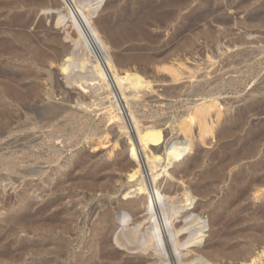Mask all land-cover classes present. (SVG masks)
Here are the masks:
<instances>
[{"label":"bare ground","instance_id":"obj_1","mask_svg":"<svg viewBox=\"0 0 264 264\" xmlns=\"http://www.w3.org/2000/svg\"><path fill=\"white\" fill-rule=\"evenodd\" d=\"M60 1L62 0H0V137L11 135L14 132L37 131V135L38 131L41 132L39 133L41 136H37V140H31V136L29 135L20 140H30L27 143L38 150L37 153H32L29 159L28 156H15L0 160V170L12 173H20L19 171L22 170H20L21 167L34 165L33 167L36 169H29L28 171L26 169L25 172L26 174L29 173L34 177H38L34 185L37 190L34 193H39L38 197L40 196L42 200L35 202L27 196L26 191L23 192L19 197L18 204L10 210L11 215L4 220V223L9 227L10 235H14L19 230L29 236L33 235L36 238L34 246L32 248L23 246L20 250V255H25L26 252L28 253L32 249L34 255L37 257V260L34 262L35 264H150V260L145 257L138 256L131 258L130 256H125L124 253L116 250L113 241H117L118 245L122 247L130 250L133 249V251L141 248L146 249L148 247L146 243L151 241V233L157 230L160 225H158L159 222L157 223L156 220L153 224L151 223V227L148 230H145L142 228L143 224L149 222L148 220L151 222V219L154 217L157 218L160 211L164 209H161V197L163 195L177 196V193L181 191V188L175 182L173 183L172 180L184 183L183 180H185V177H189L196 182L189 190L186 188L183 190L184 198L183 200L181 198L183 205L186 203L185 206L191 207L183 220L187 221V217L194 218L192 219V225L194 224L193 226L196 225V227L191 228V231L188 229L190 232L186 235L184 234L185 236L181 235L177 245L183 246L190 242L200 243L202 241L205 231L204 222L206 221H204L201 215L195 218L194 216L199 215L195 213L206 212L211 219L213 229V232H210L211 234L208 233V235L210 234L209 239L206 240L208 246L206 244L204 248H202L203 246L195 248L193 252L196 255L192 257V262L188 260L190 261L189 263L209 264L213 262L217 264L222 258L228 257V259L242 261V264H257L258 257L256 260V257L253 256L256 252L254 251L255 253L252 254V251L255 249L252 247L255 245L251 244L257 240L255 236L251 239L250 244L252 247H249L253 250L247 248L248 246H243L244 248L240 247L241 249H238L237 246V249L230 247L229 249L231 250L226 251L228 248L223 249L222 246L224 243L220 241V233H222V227L226 223L224 225L226 229L224 230H228L230 234L226 231L227 234L233 239H237L247 235L245 232H251L250 235L256 232L259 233L264 223V203L256 208L248 206L242 207V203L247 200V196H253L255 200L263 199L264 197V153H262V149L264 148V119L261 120L260 118L264 116V76L262 78L260 77L261 79L257 82L258 84L254 83V85H257L252 88L253 91H250L251 94L246 98L243 97V100L239 102L242 105H239L235 118L227 117L226 115V117L224 116L225 118H221L223 115L221 111L223 110L220 109L221 106L218 105L217 102L219 100L216 96L217 93H220L222 97L221 93L226 89L239 93L246 87L250 79L256 81L255 79L264 70V40L248 43L243 37L236 38V36V39L232 40L229 44V50H234V52L230 54L228 52L229 56H227L226 63L224 65L222 64V67L219 66V69L214 73H207V76L196 77L194 74L189 75L191 77L187 76V79L189 78L190 82L182 83L181 85L178 84L185 80V75L180 68H176L177 65L167 66L166 59L161 60L159 59L160 56H155L157 54L152 55L147 53L149 50H146L147 52L145 53L141 48L138 51L136 49L132 51V49L127 48L125 54L115 56V66L112 65L114 62L112 64L110 62L109 64L113 68L115 67L116 70H113V72H116V90H114L115 81L112 84L114 77L110 79V70H108L105 64V53L98 42L99 40L102 43V40L95 30L93 34L88 31V27L86 28L84 24L85 21L83 22L80 16V13H84V10L89 9V7L101 6L102 0H75V5L72 3V0H63L61 3ZM182 1L129 0V5L122 9L117 17L115 15L101 20V24L105 34L115 47L121 48L126 43L143 39L154 43L155 41L152 39L154 37L149 36L150 33L147 32V27H150L152 25L151 23H158L159 26L164 28L177 17L176 10L180 9ZM71 3L75 6L74 9H76L77 15L89 33L90 49L80 42L81 36L84 35L81 29L82 27L80 26L81 24H78V27L75 23L73 25L77 27L75 29L76 31L73 30L80 36L79 38L77 35L79 41H75L74 46L64 44L61 39L62 36L60 37L58 34H48L46 31V34L43 36L40 32L37 33L39 34L38 36L36 34L30 35L34 31H29L30 33L26 32L29 27L35 26L33 25L36 23L34 22L35 16H38L41 11L49 9L52 5L62 6V9L67 10L70 15H74L70 8ZM18 10H25V12H18ZM209 13L211 14L208 10L194 11L192 12L194 15L192 21H202L206 18V14ZM60 15L59 17H61ZM90 15L91 12L88 16ZM254 17L260 19L262 16L261 14H255ZM62 20L63 17L58 20V23H61ZM225 20L220 18L218 22L222 23ZM40 24L38 25L39 30L43 28L42 23ZM251 24H253V21ZM246 25L249 26L248 24ZM260 27L264 32V23ZM49 29L52 28L49 27ZM35 30L38 31L37 29ZM49 31L51 32V30ZM68 33L66 34L68 35ZM182 34L183 30H180L177 35L182 36ZM262 37L264 35L261 36V39ZM72 42L74 43V41ZM260 44L263 46H260ZM180 45V51L184 52L192 47V42L187 39V41ZM143 46L146 47L145 44ZM174 49L173 47V51ZM235 49L238 51H235ZM172 59L174 60V58ZM90 61H92V65L88 67L87 64ZM189 61L191 62L192 60ZM189 61L187 62L189 63ZM53 65L60 66L63 73L69 72L68 75H65V79L68 80V83H74V86L77 85L86 90L89 88V85L91 87L92 83L97 82L96 85L93 84V87H91L93 91H90L91 97L88 96L91 99H94L95 97L93 96L95 95L101 96L102 91L106 97L103 99L95 98L94 101L90 100L88 102V98L84 96L75 98L66 90L62 94L60 92L59 95H55V90H44L43 88H47V86L54 83V80H56L54 78L57 77V73L53 78L51 72H47V74H42V72H46V68L49 66L52 67ZM110 68L112 70V67ZM76 69L80 71L77 70L76 72ZM154 69L165 71L164 73H168V76L170 75L169 83L172 85L171 87H169L170 85H164L165 90L162 91L166 97L177 100L182 99V97L197 100L195 105L176 121L177 129L182 134L183 139L171 143H165L164 141V145L161 143L164 138L167 141L166 135H168L165 134L164 128L168 126L169 121L163 122L156 118L153 121H147V118L138 115L140 102H135V99H138L141 93H146L142 89L147 91L152 88L151 85L153 82L150 81L148 76ZM189 69L188 71H190ZM191 70L190 73H193L194 70ZM185 71L188 73L186 67ZM262 74L264 75V73ZM196 75L199 76V74ZM44 78H46L44 82L47 85L42 87L41 81ZM199 78H202V80L199 81ZM195 79H198V82H194ZM162 82L165 83L168 81L163 79ZM54 87L56 86L54 85ZM118 90L125 97V101ZM60 96H62L64 103L75 104L77 107H82V110L94 109L93 107L95 106L97 109L93 112L99 113L105 111V117L110 116L113 118L110 119L111 123L109 122L111 126L105 124V119L104 122L101 120L104 124L100 122L95 123L94 119L86 116L84 112L69 107L68 105L61 106L44 100L45 97L51 100ZM148 97L151 96L148 95ZM106 99H108L109 104L103 102ZM221 101L223 102V100ZM126 106L131 110V118ZM21 109L25 110L28 115L26 121H22L23 114H21ZM115 109H117L116 112L118 111L117 115L114 114ZM213 110L216 111V116L214 115L212 118L217 117V123L220 119H224V123L220 125L221 127H219L216 133L219 141L218 150L212 154L210 153V155L204 154L201 151L197 154L194 152L196 155L193 153L194 156L190 157L189 153L194 149V139L196 137H199L200 141L203 142L207 136L214 135L216 132L214 126H212L214 122L209 121ZM251 117H258L261 122L252 124L250 123ZM14 125L16 126L14 127ZM175 129L172 128V131ZM112 135L114 137L116 136L115 138L118 136L127 137L125 142L122 141V150L123 153L126 151L132 153L133 160L135 161L128 159L123 154H115L116 148L119 146V139H117L113 143V149L109 151L108 155L109 159H111L115 154L112 162L103 161V158L98 160L97 156L89 155L87 153L88 151H79L74 160L68 161V169H65L67 165L61 159L62 150L76 148L85 137L93 140L96 146L102 147L111 143L110 137ZM160 144L163 146L159 147ZM14 146L16 147L17 145ZM23 148L26 150L25 147ZM9 150L11 149L8 148ZM44 150H47V152L44 153ZM2 152H6V150ZM179 163L184 165L182 169L179 168ZM45 165L50 167L51 172L47 177L42 178L45 172L36 170L42 169ZM53 165L57 166L53 168ZM114 173H122L128 181L134 182L123 193L124 196L122 194L125 197L124 200L113 202L112 199L114 198H112L109 201H99L96 207H91L88 212H85V209L89 207L87 204L90 195L93 197L95 194L100 193L111 196L118 193L113 185L115 181ZM137 177L139 180H135ZM45 185L48 188H45ZM79 191L82 192V199L78 204L84 206V210L82 211L76 210L74 206V203H76V193ZM219 193L222 195L214 203L213 199L215 196L213 195L218 196ZM192 195L204 200L205 204L197 203L198 205L196 204V206L192 207L194 203V197L192 198ZM66 199L71 200L70 204L73 205L72 207L66 205V202L64 203V201H69ZM177 203L175 202V204ZM78 204L76 203V206ZM175 204H173V207L168 208L167 206L165 208L166 213L163 212L165 213V218L168 215L171 216V214L173 216L177 215L176 213L181 208L183 210L187 208L180 206L179 203L177 204L179 206ZM163 213L161 212V216H163ZM131 216L133 217V228L128 229V231L125 229L121 234L118 232L120 235L115 237L118 228H123ZM88 217L91 218L89 223L84 222ZM186 221H184L185 225H187ZM224 221L227 222L224 223ZM252 221H255L256 224L249 225ZM150 222L148 223L149 225ZM246 223H248V226L243 228L242 225ZM237 226L239 228L235 229L236 231L233 230ZM181 227L182 225L179 228L182 229ZM166 235L168 234L166 233ZM250 235L248 236L249 239L251 237ZM226 237L229 240L230 237ZM6 238H8L7 234L1 236L0 242L6 241ZM157 238L161 241L160 234ZM216 238H218V242L212 244ZM249 239L248 241H250ZM168 240L170 242L169 238ZM246 243L248 244L249 242ZM250 244L249 246H251ZM10 245L9 243L2 247L3 250L0 251V257L6 258L11 255ZM155 246L156 251L160 252L164 244L157 245L155 242ZM168 249L170 248L168 247ZM161 255L159 254L160 261L158 263L164 261ZM11 259L13 260V258Z\"/></svg>","mask_w":264,"mask_h":264},{"label":"rangeland","instance_id":"obj_2","mask_svg":"<svg viewBox=\"0 0 264 264\" xmlns=\"http://www.w3.org/2000/svg\"><path fill=\"white\" fill-rule=\"evenodd\" d=\"M62 1H60V3ZM72 3L75 5V0H72ZM72 3L70 4V8L72 9V11H73V13H74L75 16L74 15H70L67 10L62 9L63 8L62 6H53L52 5L49 9L43 10V11H41L38 14V16L37 15L35 16L36 18H34V22H36V23L33 24L35 26H31L34 29L31 28V27H29L27 29L28 31L26 30V32L27 33H30L31 31H34V33L33 32L30 33V35H32V34L35 35L36 34L38 36H39V34H37V33H39V32L41 33L42 36L44 34H46V33H48V34H58L60 37L62 36L61 39L64 42V44H66V45L68 44V46H71V45L74 46L75 45V41H79L78 39L80 38L79 34H77L75 32L76 31L75 29L78 27V24L79 25L81 24L80 26L82 27L81 29L84 32L83 33L84 35L81 36L80 42L83 43V45L85 47H87L88 49H90L89 33L87 32V29H85V25H86V28L88 27V31L90 33L92 32L91 34H93V32L96 31L97 35L99 36V38L102 40V43H103V45H102V43L97 38L100 46L102 47V49H103V51L105 53V60H106L105 61L106 62L105 64H106L108 70H110V75H111L110 76V79L114 77L113 78L114 80L112 79L113 80L112 81V84H113V82L116 79V77H115V73L116 72H113V70L116 71L115 70V67L113 68V66L116 65L115 64V62H116L115 61L116 60L115 59L116 58L115 56H118V55H121V54H125L126 53L125 50L127 48L128 49H132V51H135L133 49H136L138 51L141 48V50H143V52H145V53L149 50L147 53L152 54V55L157 54L155 56H158V57L160 56L159 59H161V60L162 59H166L167 60L166 64L168 63L167 66L169 65L171 67V65L173 66V64L177 65L176 68H180V70L183 71V73L185 75V77H184L185 80L181 81L180 84H178V85H181L182 83L190 82V79L189 78L187 79V76L188 77H191L189 75H193L194 74L196 77L207 76L209 74V72H210V74L212 72L214 73L216 70L219 69V66L222 67L226 63L227 56H229V54L231 52H234V50H231V49L229 50V44H230V42L232 40H234V39H236L238 37H243L248 43L259 42V40H264V37H262V39H261V36L264 35V32H263V29H261V27H260L261 24L264 23V22H262V21H264V9H263V7H264V0H189V1L188 0H185V2L183 0L182 3H181L180 9H177L176 10L177 11V17L174 20H172L171 22H169L164 28L162 26H159L158 23H151L152 25H150V27H147V32L150 33L149 36L150 37L153 36L154 38H152V39L155 42L159 39L158 40L159 42L157 41L156 44H154L155 42L154 43H151L148 40L151 43L150 44L147 40L143 39V40H138V41L126 43L121 48L120 47H115L113 45V43L110 41V39L108 38V36L105 34V32L103 30V26L101 24V20H104L106 18L115 16V15L117 17V15H119V13H121V10L124 9L125 7H127L129 5V3H130L129 0H102L101 6H98V7L95 6V7H91V8L89 7V9L84 10V13L85 14L83 12L80 13V16H81L83 22L85 21L84 22L85 25H83L81 19L77 15V13L75 11L76 9H74L75 6ZM54 7H56V8H54ZM208 7L211 10L207 9ZM64 10H65V12H64ZM200 10H202V11L208 10V12H211V14L210 13H209L210 15L209 14H206V18L207 17L208 18L207 19L205 18L202 21H197V22L196 21H192V18L194 16L192 14V12H194V11L198 12ZM18 12H25V10H18ZM90 12H91V15L88 16V14ZM255 14L256 15L261 14L262 17L260 19L255 18L254 17ZM59 15L61 17H63V20L61 21V23H58V20L61 18V17H59ZM207 15H209V16H207ZM248 16H249V18H248ZM220 18L226 19L225 22H227V23H225V22H222V23L218 22V20ZM248 20H249V22H247ZM55 21H57V22H55ZM252 21H253V24H251ZM40 23H42V26H43L42 29H43V31L45 29L44 32L42 31V29L39 30V28H38V25H41ZM74 23L76 24L77 27L73 26V25H75ZM246 24H248L249 26H247ZM258 24H260V25L258 26ZM45 26H47V27H45ZM49 27L52 28V29H49V30H51V32L48 30ZM35 29H37L38 31H36ZM180 30H183V34H182L183 38H182L181 35L180 36L177 35ZM54 31H56L58 33L54 32ZM70 31L72 32L71 35H70V33H71ZM231 32H232V34H231ZM66 33H68V35ZM75 33H76V35H75ZM77 35L79 36V38H78ZM175 35H177L178 36V39L179 38L180 39L178 40L177 39V36H175ZM184 35H185V37H184ZM69 36H70V38H69ZM182 39H184V40H182ZM187 39L192 42V47L189 50H187V51H184V52L183 51H180V49H179L180 46H181L180 44H183V42L187 41ZM72 41H74V43ZM179 41H182V42H179ZM171 43H172V45H171ZM144 44L146 45V47L143 46ZM175 46H177V47H175ZM260 46H263V45L260 44ZM161 47H163V48L161 49ZM173 47L175 48L174 51H173ZM151 48H152V50H151ZM193 49H194V51H193ZM163 50L164 51L167 50V51L165 53H163L164 52ZM175 50H177L178 52L175 51ZM238 50H239V48H238ZM238 50L235 49V51H238ZM161 52L163 53L162 56H161V54H162ZM228 52H229V54H228ZM158 54H160V55H158ZM110 58H112V59L110 60ZM172 58H174V60ZM172 60L174 61V63H173ZM189 60H192V61L190 62ZM223 60H225V61H223ZM185 61L186 62L189 61V63L188 62L186 63ZM91 62L92 61L88 62L89 63V64H87L88 67H90L92 65ZM110 62H111V64L114 62V64H112L113 66L109 65ZM221 62H223V63H221ZM110 67H112V70H111ZM135 67H137V66H135ZM185 67H186V70L187 71H188L189 68H190L189 69L190 71H192L191 69H193L194 70L193 73L192 72L190 73V71H188V73H187L185 71ZM187 67H188V69H187ZM138 68H140V66H138ZM197 68H199V69H197ZM204 68H206V69H204ZM213 69H214V71H213ZM77 70H79V69H76V72H77ZM54 71H57V72H54ZM156 71H157V73H156ZM47 72H51L53 74V78H54V75L57 73V75H56L57 77L54 78V79H56V80H54V83L55 84L53 83L52 85L47 86V88H46L45 86L47 84H45L46 82H44V80H46V78H44L42 80L44 83L41 81L42 84L41 83L40 84H41L42 87H45V88H43L44 90H55V92H56L55 95H59L60 92H61L60 94H62L63 91L66 90V91H68L75 98H78L80 96H84L85 98H88V102L90 100H93L94 101L95 98L103 99V98L106 97V95L103 94V91H102V94L99 93V94H101V96L95 95V96H93L95 98L94 99H91L90 98L91 97V95H90L91 92L90 91H93V88H91V87H93L92 86L93 84L96 85L97 82L92 83V84L89 83V84H91V87L89 85V88H87L86 90L83 89L82 87L77 86V85L74 86V83H72V82L71 83H68V80L65 79L66 78L65 75H68L69 72L63 73L61 67L58 66V65H53L52 67L51 66L47 67L46 68V72L44 71V72H42V74H47ZM159 72H161V73H159ZM164 72L165 71H162V70H160V71H158L156 69L152 70V72L150 73L151 75L149 74V76H148L150 78V81L153 82L152 85H151L152 88L150 90H147V91L145 89H142V91H144L146 93H144V94L141 93V95L139 96V98L138 99H135L136 100L135 102H138V103L140 102L139 103V106H138L139 107L138 108V110H139L138 111L139 112L138 115L139 116H142L144 118H147L148 119L147 121H153V120H155L154 118H156L158 120H162L163 122L169 121L168 126H166L164 128L165 134H168V135H166L167 141H166L165 138L163 139V141L161 143L163 145H164V143H163L164 141H165V143H167V142L171 143V142H175L177 140L179 141L180 139L181 140L183 139L182 134L177 129V122L176 121L180 117H182L183 115H185L189 111V109L192 108L195 105V103L197 101L196 99H193L192 100V99H187L186 97H182V99L180 98L178 100L177 99H171V98L166 97L164 95V92H162L163 90H165V86L164 85H166V86H169L170 85L169 87H171L172 84L169 83V77H170V75L168 76V73H164ZM262 73H264V70L261 72V74ZM108 74H109V72H108ZM196 74H199V76L196 75ZM200 74H202V75H200ZM261 74L259 75V77H257L255 79L256 81L250 79L247 82L246 87H244L242 89V91H240L239 93L237 91H229L228 89L222 91L223 92V93H221L222 94V97L220 96V93H217V96L216 97L219 100L217 103H218L219 106H221L220 109L223 110V111H221L223 113V115H222L221 118H225L226 116L227 117L230 116V117H234L235 118L236 113H238L237 112L238 111V107L241 104L239 102L243 100L242 99L243 97L246 98L247 96H249V94H251L250 91L251 90L253 91L252 88H254L255 85L258 84L257 82H259L260 79L264 76L263 74L262 75ZM160 75H161V77H160ZM157 76H159V77H157ZM149 78H148V80H149ZM163 79L164 80L166 79V81H168V82H165L167 84H165L164 82H162ZM199 79H200L199 81L202 80V78H199ZM57 80L59 81V83H58ZM195 80H194V82H198V79H195ZM55 81H57V82H55ZM254 83H257V84L254 85ZM54 85L57 88L54 87ZM60 85H62V86H60ZM115 86H116V81L114 82V90H116L115 89ZM153 86H155V87H153ZM169 87H167V88H169ZM79 88L81 89L80 91H79ZM90 88H91V90H90ZM87 90L89 91V93H88ZM119 92L122 95L121 91H119ZM242 92H244V93H242ZM83 93H85V94H83ZM127 93H129V92H127ZM148 95L151 96V97H148ZM88 96H90V97H88ZM143 96H145V97H143ZM239 97H240V99H238ZM122 98L125 101V97L123 95H122ZM44 100H48L50 103H53V104L55 103V104L61 105V106L68 105L69 107H72V108H74L76 110H79L81 112H84V114L86 116H88L90 118H93L95 123H99V122L100 123H103L106 120L105 121L106 122L105 124H109V122L111 123V120L110 119H113L110 116H106L105 117V111L104 112L101 111L99 113L93 112L94 110L97 109L95 106L93 107L94 109H90V110H87L86 111L84 109L82 110V107H77L75 104H67V103H64V101L62 100V96L55 97V99L53 98L51 100L46 99V97H45ZM221 100H223V102ZM103 102L109 104L108 99H106V101L103 100ZM133 102H134V100H133ZM224 102L228 105V108H227V105ZM234 102H236V103H234ZM97 103H99V101H97ZM219 103L220 104L222 103L223 105L222 104L220 105ZM126 105H127V102H126ZM236 106H237V108H236ZM126 107L128 109V113H129V116L131 118V110L128 108V106H126ZM163 108H164V110H163ZM117 109H119V108L117 107ZM117 109H115V113H114L115 115L118 114V111L116 112ZM20 111H21V114H23L22 121H26L27 118H28L27 113L23 109H21ZM214 111L215 110L212 111V113H211L212 116L210 115L209 121L211 120L210 122H212V123L213 122L215 123V121H216V123H215L216 125L214 123L212 125V126H214L216 132L214 133V135L207 136L205 138V141H203V142L200 141V138L199 137H196L198 139H196V138L194 139L195 140L194 141L195 145L193 147L194 148L193 151H191L189 153V156L190 157L194 156L195 153L197 154L200 151L203 152L204 154H209L210 155V153L212 154L213 152H216L218 150L217 148L219 147V141L217 139L218 137H217L216 133L219 130V127H221L220 125H222L224 123V119L223 120L220 119V121H218V123H217V117L212 118L214 115L216 116V111H215V113H213ZM140 114H142V115H140ZM170 116H172V117H170ZM175 116H177V117H175ZM165 118H166V120H165ZM260 118L262 120V119H264V116H262ZM259 119H258V117H251L250 118V123H252V124H258V122H261ZM101 120H103V122ZM256 120H258V121H256ZM15 126L16 125H14V127ZM107 126H111V125L109 124ZM172 128L173 129L176 128V129L174 131H172ZM36 133H37V131H29V132L28 131L27 132L25 131V132H21V133H19V132L15 133L14 132L11 135H6V136H3V137H0V149H1L0 150V152H1L0 153V160L1 159H5V158L8 159V158L15 157V156L16 157L28 156V159H29V156L32 153H37L38 150L37 149H34L31 145H29L27 143V141H30V140H27V141H20V140L23 139L27 135L31 136V138H30L31 140H37V136L38 137L41 136V135H39V133H41V132L38 131V135ZM115 137L112 135L110 137L111 143H108L107 145H104L102 147L96 146L93 140H91L90 138H86L85 137L83 139V141L81 142L80 145L76 146V148H72L73 151H72L71 148H67L65 150H62L61 159H62L63 163H66V165H67V167L65 166L66 167L65 169H68V166H69L68 161L74 160L76 158V156H77V153L79 151H82V152H87L88 151L87 153L89 155H91V156L92 155L97 156V159L98 160H100L101 158H103L104 159L103 161H106V162H112L114 160V158H115V154L116 153H117L116 155H122L123 154L128 159H130L132 161H135V160H133L134 157L132 156V153H130L129 151L128 152L126 151V152L123 153V150H122L123 149L122 148L123 147V142H125L127 140V137L126 136H123V137L122 136L121 137L118 136L117 138H115ZM117 139H119V146H118V148H116V152L113 155V157L111 159H109V157H108L109 151H111L113 149V145H114L113 143H115V140H117ZM161 144H160L159 147L163 146ZM14 145H17L18 147L17 146L15 147ZM23 147H25L26 150H24ZM8 148L11 149V150L8 151ZM20 148L23 149V150H21ZM102 148H104V149L102 150ZM5 150H6V152H2V151H5ZM74 150H75V152H74ZM43 152L45 153V152H47V150H44ZM262 153H264V148L262 149ZM206 161H207V159H206ZM178 165H179V168H181V169L184 166L181 163H179ZM33 166L34 165H32L30 167H21L20 170L21 169L22 170L19 171L20 173H12V172H8V171L0 170V226L2 225L0 227V237L3 236V235H5V234L8 235V238H6L7 239L6 241L0 242V251L3 250L2 247L4 245L9 244V243L11 244L10 245V248H9L11 255L9 257H6V258L0 257V264H33L37 260V257L34 255V252L32 251V249L29 250L28 253L26 252L25 255H22V256L20 255L21 254V251L20 250L23 248V246H28L29 248H32L34 246L35 241H36V238H34L33 235H30L29 236L26 233H23V232H21L19 230L14 235H10V233H9V231H10L9 230V227L6 225V223H4L5 222L4 220H6L9 217V215H11L10 210H12V208L18 204L19 197H20V195L23 192L26 191L27 192V196L29 198H31L32 200H34L35 202H39V201L42 200V198L40 196L38 197V194L39 193H34L37 190L34 187V185H35L36 178H38V177H34V176L30 175L29 173L26 174V172H25L26 169H27V171L29 169H36ZM56 166L57 165H53V168H55ZM172 169H173V167H172ZM38 170L40 172H45V174H43L42 178L47 177L48 174L51 172V169H50V167L48 165H45V166H43L42 169H37L36 171H38ZM62 172H64V171L62 170ZM114 176H115V181H114L113 185L115 186V188L118 191V193L117 194H113L111 196L110 195H105V194H100V193L99 194H95L93 197L90 195L89 202L87 204V205H89V207H87L85 209V212H88L91 207L92 208L93 207H96L97 204L99 203V201H106V200L109 201L112 198H114V199H112L113 202H118L119 200H124L125 197H123L124 196L123 193L126 191V189L129 188V186L131 184H134V182L128 181V179L125 177V175L123 176L122 173H114ZM12 177H13V179H12ZM137 179H138V177L135 180H137ZM117 180H118V182H116ZM182 180H180V181H182ZM183 181H184V183L179 182L177 180H172L173 183L175 182V184H177L179 186V188H181L180 189L181 191L177 193L178 195L175 194L177 196H174V195L173 196L163 195L164 197L163 196L161 197V209L164 208V209H162L163 211L160 209L161 211H160V214H158L159 216L157 215V218L154 217L153 219H151V222H150V220H148L150 222V225L148 224L149 222H145L143 224L142 228H144L145 230H148L149 227H151V223L153 224L154 221H156V220H157L156 221L157 223L159 222L158 225H160V226H158V229L157 230H154L151 233V235H152L151 236V241H149L148 243H146V246L148 244V247L147 248L145 246V248L147 250L144 249V248H141V249H136V250L133 251V249L130 250L128 248L122 247L121 245H118V242L117 241H113V244H114V247L116 248V250H119L121 253H124L125 256H130L131 258H135V257H138V256L139 257H145V258H147V259L150 260V264H178V263H180V264H190L189 262L190 261L192 262V259H193L192 257H194L196 255L193 252V250L195 248H198V246H200V247L203 246L202 248H204V246L207 244L206 243V240L209 239V236L213 232V229H212L211 219L206 214V212H203L202 211L200 213H195V214H199V215L194 216L195 218H197V217H199L201 215L203 217L204 221H206V222H204L205 223L204 224L205 231H204V235H203L202 241L200 243L199 242H195V243L190 242V243H188L186 245H183V246L177 245L178 244V239L181 238V235L182 236H185L187 233H189L191 231V228L196 227V225L195 226H193L194 224L192 225V222H193L192 219H194V218L187 217L186 218L187 221L186 220H183L186 217L187 211L189 209H191V207H188L187 205L185 206L186 203H184V205H183V202H182V200L184 198L183 197V192H184L183 190H185V188L189 190V188L193 184H195L196 181H193L192 178H189V177L188 178L185 177V180H183ZM45 188H48L47 185H45ZM180 193H182V194H180ZM76 194H77V196L75 198V202L78 204V202L82 199V192L79 191ZM122 194H123V196H122ZM221 195H222L221 193H219L218 196L213 195V196L216 197V198L214 197V199H213V196H212V199L214 200V203L219 200V198L221 197ZM43 196H45V195H43ZM179 197H180V199H179ZM193 197H194L195 200L193 199L194 203H193V206L192 207L196 206L197 203L198 204L199 203L205 204V201L204 200H202V199H200V198L195 197V196L192 195V198ZM37 198H39L38 201H37ZM181 198H182V200H181ZM115 199H116V201H115ZM177 199H178V201H177ZM253 199H254L253 196H249V197L247 196V200L248 201L246 200L247 202L246 201L243 202L242 203V207H247L248 206V207H251V208H253V207L256 208L257 206H260V205H262L264 203V197H263V199L260 198L259 200L258 199H256V200L254 199L253 200ZM66 200H69V201H64V203L66 202L65 203L66 205H68L69 207H72L73 205L70 204L71 200L70 199H66ZM172 201L173 202L174 201L175 202H178L180 204V206H185L188 209L183 207L184 210L181 208L176 213L177 215L173 216L170 213L171 216L168 215L169 217L166 216V218H165V213H166L165 212V208H167V206H168V208L169 207H173V204H175V202L173 203ZM179 201H181L182 204ZM76 203H74L75 204L74 206H75L76 210H78V211L84 210L83 209L84 208L83 205H79L78 204L76 206ZM177 204H175V205H177ZM188 204H190V203H188ZM177 206H179V205H177ZM161 212L162 213L165 212V213H163V216H161ZM90 219L91 218L88 217L86 220H84V222L86 221V223H89ZM162 219L163 220L165 219V220L163 221ZM184 221H186V224L187 225H185V222ZM132 222H133V217L131 216L129 218V220L126 222V225L123 226V228L122 227H119L118 228V231H116L115 237H117V235L119 236L123 231H125V229H126V231H128V229L133 228V223ZM164 222H165V224H164ZM189 222H191V224H189ZM225 222H227V221H224V223ZM253 224H256V222L255 221H252V222L249 223V225H253ZM180 225H182L181 228L183 230L179 228ZM224 225H226V223ZM224 225H223L224 228L222 227V231H221L223 234L220 233L221 234V236H220V239L221 240L220 241L225 244V245L223 244V246H222L223 249L224 248H228V249H226V251L227 250L230 251L231 250V249H229L230 247L232 249L233 248H236L237 249V246H238V249L244 248L243 246H246V247L248 246L247 248H249V247L251 248L252 245L254 244L255 246H253L252 248L253 249L255 248V249L254 250L253 249H250V248L249 249L250 250H253L252 251V254L256 252L255 255H253V256L256 257L255 258L256 260H257V257H258V261L255 260L257 262V264H264V229H263L264 228V223L262 224V226H261L262 228H261V230H259V233L256 232V233H253V235H250L251 232L250 233L249 232L248 233L245 232L247 235L249 234L251 236L250 239L248 237L249 235L248 236L245 235V236L239 237L240 239L239 238H237V239L234 238L233 239L230 235L227 234L226 231H228V230H226V231L224 230V229H226V226H224ZM244 225H242L243 228L247 227L248 226V223H246ZM237 228H239V227L237 226L233 230H235ZM175 229H179V230H175ZM223 230L226 233H224ZM166 233L169 235V237H168V235H166ZM208 233H210V234L208 235ZM228 233H229V231H228ZM159 234L161 235V241H160V239L157 238V236ZM163 234H164V236H163ZM224 234H226V235H224ZM222 235L225 236V237L223 238ZM226 236H228V238L230 237L229 238L230 242H229V240L227 239ZM254 236L256 237L257 240L254 243H251V239ZM243 237H245V238H243ZM246 237H248V238H246ZM168 238L170 239V242H169ZM248 239L250 241H248ZM175 240H177V241H175ZM216 240L213 241L212 244L218 242V238H216ZM231 240H233V241L231 242ZM242 240H243V242H242ZM155 242H156L157 245H161L162 243L164 244L163 247L161 246L162 248H161V251L160 252H157L156 251ZM227 242H228V245H227ZM246 242H249V243L247 244ZM240 243H242V244H240ZM249 244L251 246H249ZM170 245H172V246H170ZM207 246H208V244H207ZM168 247L170 249H168ZM181 247H182V249H181ZM222 247H221V249H222ZM171 253H172V255H171ZM142 254H144V255H142ZM159 254H162L161 257H163V260H164V261H162L163 263L162 262L158 263L160 261ZM204 257H205V255H204ZM11 258H13V260ZM180 260H182V261H180ZM188 260H190V261H188ZM218 262H217V264H218ZM239 262L241 264L243 263L242 261H239V260H236V259H228V257H226V258L224 257V258H222V260H220L219 264H240ZM193 263L194 264H197L195 262H193ZM193 263H191V264H193ZM209 264H214V263L211 262Z\"/></svg>","mask_w":264,"mask_h":264}]
</instances>
